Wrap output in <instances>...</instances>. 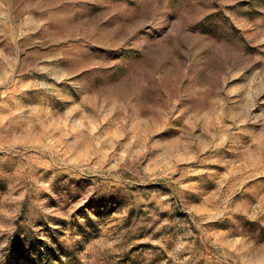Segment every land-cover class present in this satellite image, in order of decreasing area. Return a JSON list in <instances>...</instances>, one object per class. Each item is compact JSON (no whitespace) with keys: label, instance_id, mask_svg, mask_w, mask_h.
I'll list each match as a JSON object with an SVG mask.
<instances>
[{"label":"rangeland","instance_id":"374dc122","mask_svg":"<svg viewBox=\"0 0 264 264\" xmlns=\"http://www.w3.org/2000/svg\"><path fill=\"white\" fill-rule=\"evenodd\" d=\"M0 264H264V0H0Z\"/></svg>","mask_w":264,"mask_h":264}]
</instances>
